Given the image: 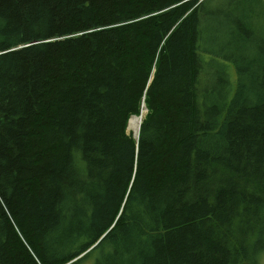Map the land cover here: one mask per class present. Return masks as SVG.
I'll list each match as a JSON object with an SVG mask.
<instances>
[{
  "label": "trees",
  "instance_id": "trees-1",
  "mask_svg": "<svg viewBox=\"0 0 264 264\" xmlns=\"http://www.w3.org/2000/svg\"><path fill=\"white\" fill-rule=\"evenodd\" d=\"M212 1L0 0V264H260L264 41Z\"/></svg>",
  "mask_w": 264,
  "mask_h": 264
},
{
  "label": "rangeland",
  "instance_id": "rangeland-1",
  "mask_svg": "<svg viewBox=\"0 0 264 264\" xmlns=\"http://www.w3.org/2000/svg\"><path fill=\"white\" fill-rule=\"evenodd\" d=\"M225 1H227L228 10H225L224 17L220 18L219 15L216 16V14L214 13V6H212L214 5V1H212L209 5V8L206 7L203 12V16H206V14L208 15L206 17L207 20L205 31L207 32V38L209 42L218 37L220 38V44L225 47L224 54H230L236 51V48L241 47L243 55H240L245 56L248 60L254 58V60L256 61L258 59L256 56V48H259V46L262 44L261 42L264 41V0ZM222 4H224V0H219V2L215 6H218L220 9H222ZM234 19L247 20V23L250 27L249 30L252 31V35L250 36L249 34H245L244 32L240 31L233 34L231 29L233 28L232 20ZM256 19H259L263 22L255 26V24L257 23ZM246 37L247 39H245ZM208 57L209 55L204 58L208 61ZM232 67L233 66H231V68ZM230 75L232 82L235 81L234 70L230 71ZM215 80L216 78H211L210 82L208 83L212 84L213 82H215ZM145 114L146 112L142 116V112L140 113V117L142 116V120ZM130 131L131 130L127 129V133L131 134V138L137 139L136 137H138V134L136 136H133V132ZM92 256L93 257L89 258L86 262H83L81 264H93L94 260L96 259V255ZM259 262L260 264H264V252L261 254Z\"/></svg>",
  "mask_w": 264,
  "mask_h": 264
},
{
  "label": "bare ground",
  "instance_id": "bare-ground-1",
  "mask_svg": "<svg viewBox=\"0 0 264 264\" xmlns=\"http://www.w3.org/2000/svg\"><path fill=\"white\" fill-rule=\"evenodd\" d=\"M246 31V30H245ZM232 41V40H231ZM244 59V58H243ZM220 82V80H219ZM237 86V85H236ZM144 106H142V116L144 115ZM142 116L140 117H132L129 122H128V130H131L130 132H133V136H136L138 134V131H139V126L141 124V120H142Z\"/></svg>",
  "mask_w": 264,
  "mask_h": 264
},
{
  "label": "water",
  "instance_id": "water-1",
  "mask_svg": "<svg viewBox=\"0 0 264 264\" xmlns=\"http://www.w3.org/2000/svg\"><path fill=\"white\" fill-rule=\"evenodd\" d=\"M80 257H82V255H80ZM80 257H79V258H80Z\"/></svg>",
  "mask_w": 264,
  "mask_h": 264
}]
</instances>
